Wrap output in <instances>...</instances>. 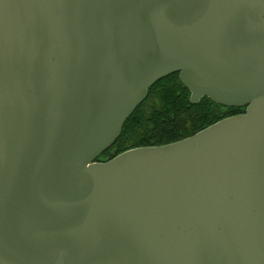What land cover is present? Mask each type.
<instances>
[{
  "label": "water",
  "instance_id": "95a60500",
  "mask_svg": "<svg viewBox=\"0 0 264 264\" xmlns=\"http://www.w3.org/2000/svg\"><path fill=\"white\" fill-rule=\"evenodd\" d=\"M175 73L244 112L97 162ZM0 264H264V0H0Z\"/></svg>",
  "mask_w": 264,
  "mask_h": 264
},
{
  "label": "trees",
  "instance_id": "16d2710c",
  "mask_svg": "<svg viewBox=\"0 0 264 264\" xmlns=\"http://www.w3.org/2000/svg\"><path fill=\"white\" fill-rule=\"evenodd\" d=\"M243 112L218 105L209 98L192 104L191 92L181 82L179 73H175L150 89L147 99L126 122L120 138L96 161L107 162L135 148L175 143Z\"/></svg>",
  "mask_w": 264,
  "mask_h": 264
},
{
  "label": "flooded vegetation",
  "instance_id": "af4514ba",
  "mask_svg": "<svg viewBox=\"0 0 264 264\" xmlns=\"http://www.w3.org/2000/svg\"><path fill=\"white\" fill-rule=\"evenodd\" d=\"M245 110V109H244Z\"/></svg>",
  "mask_w": 264,
  "mask_h": 264
}]
</instances>
